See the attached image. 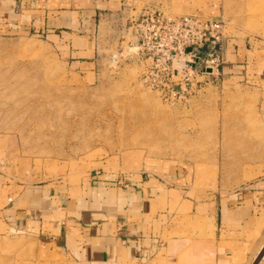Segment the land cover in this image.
Returning a JSON list of instances; mask_svg holds the SVG:
<instances>
[{
    "label": "rangeland",
    "instance_id": "obj_1",
    "mask_svg": "<svg viewBox=\"0 0 264 264\" xmlns=\"http://www.w3.org/2000/svg\"><path fill=\"white\" fill-rule=\"evenodd\" d=\"M95 1L0 20V147L68 192L144 182L165 227L207 237L219 200L264 178V0ZM147 6L223 20L221 75L175 96L146 84L129 23ZM43 231L0 228V264H77Z\"/></svg>",
    "mask_w": 264,
    "mask_h": 264
},
{
    "label": "crops",
    "instance_id": "obj_2",
    "mask_svg": "<svg viewBox=\"0 0 264 264\" xmlns=\"http://www.w3.org/2000/svg\"><path fill=\"white\" fill-rule=\"evenodd\" d=\"M37 6L38 0H0V20L34 23ZM36 175L32 163L0 147V228L20 233L38 225L77 264H251L264 246V178L222 197L208 236L191 237L165 227L144 182L104 179L68 192Z\"/></svg>",
    "mask_w": 264,
    "mask_h": 264
},
{
    "label": "built area",
    "instance_id": "obj_3",
    "mask_svg": "<svg viewBox=\"0 0 264 264\" xmlns=\"http://www.w3.org/2000/svg\"><path fill=\"white\" fill-rule=\"evenodd\" d=\"M129 29L138 42L145 68L144 81L157 91L200 90L210 77L221 75L225 23L200 14L170 15L147 6L130 19ZM185 62L177 67L175 62Z\"/></svg>",
    "mask_w": 264,
    "mask_h": 264
},
{
    "label": "water",
    "instance_id": "obj_4",
    "mask_svg": "<svg viewBox=\"0 0 264 264\" xmlns=\"http://www.w3.org/2000/svg\"><path fill=\"white\" fill-rule=\"evenodd\" d=\"M263 255H264V247L261 250V252L259 253V255L256 257V259L254 260L253 264H258L260 262L261 258L263 257Z\"/></svg>",
    "mask_w": 264,
    "mask_h": 264
},
{
    "label": "bare ground",
    "instance_id": "obj_5",
    "mask_svg": "<svg viewBox=\"0 0 264 264\" xmlns=\"http://www.w3.org/2000/svg\"><path fill=\"white\" fill-rule=\"evenodd\" d=\"M263 247H264V246H263ZM262 249H263V248H262ZM262 249H261V250H262ZM260 252H261V251H260ZM260 252H259V253H260ZM258 255H259V254H258ZM258 255H257V256H258ZM257 256H256V257H257ZM263 258H264V255H263V257L261 258L260 262L262 261ZM255 259H256V258H255ZM255 259H254V260H255ZM253 262H254V261H253ZM253 262H252L251 264H253ZM260 262H259L258 264H260Z\"/></svg>",
    "mask_w": 264,
    "mask_h": 264
}]
</instances>
